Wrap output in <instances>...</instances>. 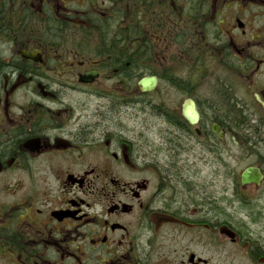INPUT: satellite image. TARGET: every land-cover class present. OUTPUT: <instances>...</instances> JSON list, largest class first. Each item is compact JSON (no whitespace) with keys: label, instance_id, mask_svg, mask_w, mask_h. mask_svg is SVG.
Returning <instances> with one entry per match:
<instances>
[{"label":"flooded vegetation","instance_id":"af4514ba","mask_svg":"<svg viewBox=\"0 0 264 264\" xmlns=\"http://www.w3.org/2000/svg\"><path fill=\"white\" fill-rule=\"evenodd\" d=\"M172 50L190 69L143 92L149 53ZM231 145L253 158L238 173ZM250 166L264 176V0H0V264H264L228 214L229 178L264 200Z\"/></svg>","mask_w":264,"mask_h":264},{"label":"rangeland","instance_id":"374dc122","mask_svg":"<svg viewBox=\"0 0 264 264\" xmlns=\"http://www.w3.org/2000/svg\"><path fill=\"white\" fill-rule=\"evenodd\" d=\"M183 46H188V44L184 43ZM175 51L172 50V52L168 53L166 58L160 57L161 59L151 63L155 68L158 67H168L166 69V72H169L173 75L174 72H177L178 69H190V61L186 57L181 63L178 62L176 59ZM165 73V72H163ZM168 80L162 81L161 86H167L170 85ZM172 85V83H171ZM253 160L252 157L247 158L244 156V154L238 150L235 146L231 145L229 148V173L231 170H235L237 173L240 172V170L246 165L251 163ZM241 161H245L241 163ZM239 163L241 164L240 167L238 168ZM197 176V175H196ZM230 176H232L230 174ZM199 180V179H197ZM235 182L233 179L229 178V189H228V214H229V220L232 222L234 225H236L238 228L241 229H248L252 231L251 233V238H257V236L261 235L263 236L264 239V219H262V215L264 218V200H256L253 203H248L245 205H242L235 200L238 195H234L236 192L234 186L232 185ZM256 193L254 196L256 197ZM264 196H261V199ZM261 212V213H260ZM252 215H257V218H260L258 220L253 219ZM237 262L244 264L243 261H239L237 258Z\"/></svg>","mask_w":264,"mask_h":264},{"label":"trees","instance_id":"16d2710c","mask_svg":"<svg viewBox=\"0 0 264 264\" xmlns=\"http://www.w3.org/2000/svg\"><path fill=\"white\" fill-rule=\"evenodd\" d=\"M135 32H139V30H136ZM84 37L86 39V42L84 43L85 46L90 47L92 50L94 48H96V46H106L107 47V46H111L112 45L110 43V40H112L110 37H107V40L104 43L95 42V40H93L91 38H88L86 35ZM115 44H117V43L115 42ZM125 47L128 48V45H127V43L124 42L122 47H119V48H125ZM131 47H132V53L134 54L133 58L131 59V64H132L133 69L144 70L143 57L141 56V49H136L137 44L135 43V41L131 42ZM117 54H120V53H117ZM148 58H149L148 59L149 60V63H148V65H149L148 74L149 75H152V74L160 75L163 81L168 80L167 82H171L172 85H173L174 84V76L171 73L166 72V71H165V74L161 75L153 67V65H151V63L154 62V59L150 58V54H149ZM124 62H126V60H124ZM166 68L167 67H164L163 69H166Z\"/></svg>","mask_w":264,"mask_h":264},{"label":"water","instance_id":"95a60500","mask_svg":"<svg viewBox=\"0 0 264 264\" xmlns=\"http://www.w3.org/2000/svg\"><path fill=\"white\" fill-rule=\"evenodd\" d=\"M158 84V78L156 76L151 77H144L140 80L139 85L143 91H152ZM186 118L192 124L197 122L198 114L195 108L190 111V113H186ZM196 119V120H195ZM263 176L261 175L260 171L257 168H248L242 173V183H257L259 184L262 180Z\"/></svg>","mask_w":264,"mask_h":264},{"label":"bare ground","instance_id":"6f19581e","mask_svg":"<svg viewBox=\"0 0 264 264\" xmlns=\"http://www.w3.org/2000/svg\"><path fill=\"white\" fill-rule=\"evenodd\" d=\"M116 49V53H120V54H124L125 52H126V55H127V53H129V51H125V49H123V48H115ZM125 62H124V60H120V62L118 63L119 65H121L122 67H124V64ZM147 63H149V60H147ZM147 68H149V65L148 66H146ZM151 67V66H150ZM131 71L132 72H138V70L137 69H133V67H132V69H131ZM148 74V73H147ZM141 77L140 76H138L137 75V77H135V79L136 80H139ZM170 85H171V82H168ZM234 116H233V122H232V126H236V124L238 123V120H239V115L237 114V113H235L234 112V114H233ZM261 213V212H260ZM252 217H253V219H255V220H258V219H260L261 217H262V219H264L263 218V215L260 217V218H257V215H252Z\"/></svg>","mask_w":264,"mask_h":264}]
</instances>
